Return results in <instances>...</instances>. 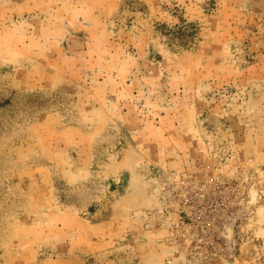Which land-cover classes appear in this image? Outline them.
I'll list each match as a JSON object with an SVG mask.
<instances>
[{"label":"rangeland","instance_id":"1","mask_svg":"<svg viewBox=\"0 0 264 264\" xmlns=\"http://www.w3.org/2000/svg\"><path fill=\"white\" fill-rule=\"evenodd\" d=\"M0 264H264V0H0Z\"/></svg>","mask_w":264,"mask_h":264},{"label":"trees","instance_id":"2","mask_svg":"<svg viewBox=\"0 0 264 264\" xmlns=\"http://www.w3.org/2000/svg\"><path fill=\"white\" fill-rule=\"evenodd\" d=\"M189 36H191V35H193V32L191 31V32H189V33H187ZM193 39H194V35L192 36V38L189 40V43L190 42H193ZM190 45H187V44H185V46H184V48H186V47H189Z\"/></svg>","mask_w":264,"mask_h":264},{"label":"bare ground","instance_id":"3","mask_svg":"<svg viewBox=\"0 0 264 264\" xmlns=\"http://www.w3.org/2000/svg\"><path fill=\"white\" fill-rule=\"evenodd\" d=\"M230 227H229V225H227L226 227H225V233L227 234V232L229 233L230 232V229H229ZM227 238L229 239L230 238V233H229V235L227 236Z\"/></svg>","mask_w":264,"mask_h":264},{"label":"water","instance_id":"4","mask_svg":"<svg viewBox=\"0 0 264 264\" xmlns=\"http://www.w3.org/2000/svg\"><path fill=\"white\" fill-rule=\"evenodd\" d=\"M227 225H229V227H230V228H229V229H230V232H229V233H230V238H231V233H232V225H231V223H229V224H227ZM229 233H228V235H229Z\"/></svg>","mask_w":264,"mask_h":264}]
</instances>
